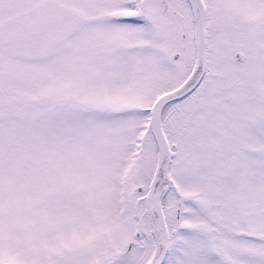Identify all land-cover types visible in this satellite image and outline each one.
<instances>
[{"label": "snow or ice", "instance_id": "snow-or-ice-1", "mask_svg": "<svg viewBox=\"0 0 264 264\" xmlns=\"http://www.w3.org/2000/svg\"><path fill=\"white\" fill-rule=\"evenodd\" d=\"M0 264H264V0H0Z\"/></svg>", "mask_w": 264, "mask_h": 264}]
</instances>
